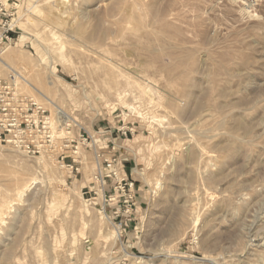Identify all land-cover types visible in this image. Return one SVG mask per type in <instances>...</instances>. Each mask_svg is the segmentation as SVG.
Returning <instances> with one entry per match:
<instances>
[{"label":"rangeland","instance_id":"374dc122","mask_svg":"<svg viewBox=\"0 0 264 264\" xmlns=\"http://www.w3.org/2000/svg\"><path fill=\"white\" fill-rule=\"evenodd\" d=\"M0 58L74 146L0 145V264H264V0H0Z\"/></svg>","mask_w":264,"mask_h":264},{"label":"built area","instance_id":"2783aa9c","mask_svg":"<svg viewBox=\"0 0 264 264\" xmlns=\"http://www.w3.org/2000/svg\"><path fill=\"white\" fill-rule=\"evenodd\" d=\"M7 33L5 31L6 35L1 37L3 44L11 43ZM21 79L22 76L12 69L5 74L0 73V145L18 150L30 158H45L65 166L69 157L67 152L74 147L73 141L56 135L54 124L50 122V112L22 91ZM57 126L69 128L60 121ZM118 174L116 160H105L97 169L95 179L103 184L106 179L117 180ZM124 185L127 188L119 189L132 191V184ZM129 198L132 200L131 196Z\"/></svg>","mask_w":264,"mask_h":264},{"label":"bare ground","instance_id":"6f19581e","mask_svg":"<svg viewBox=\"0 0 264 264\" xmlns=\"http://www.w3.org/2000/svg\"><path fill=\"white\" fill-rule=\"evenodd\" d=\"M29 5V4H28ZM33 6V5H32ZM0 64L1 65H3V66H5V67H8L7 66V64H6V62H4V60L2 59V58H0ZM22 82H23V84H26L29 88H31V89H34L35 91H38L36 88H34L26 79H24V78H22ZM55 108H57L56 106H55ZM58 112V114L60 115V118H59V121L62 123V124H64V125H66L67 126V124L71 121V119H70V117L67 115V114H65L63 111H57ZM154 120V119H153ZM50 122H52V125H53V121L51 120V117H50ZM71 125V124H70ZM54 126V125H53ZM59 130V129H58ZM61 131V130H60ZM61 133V132H60ZM58 136H61V134H57ZM25 187L23 188V190H21V192L18 194V196H19V198H21V196H22V194H23V191H24V189L26 188V185H24ZM12 205L13 204H11V203H9V205H8V209H10L11 207H12ZM1 212V211H0ZM5 213H4V211H2L1 212V214H0V216H1V218H0V223L1 224H3L4 223V220H3V215H4Z\"/></svg>","mask_w":264,"mask_h":264}]
</instances>
